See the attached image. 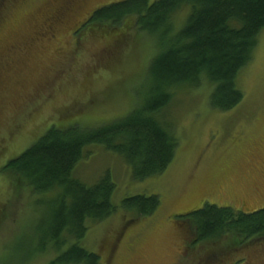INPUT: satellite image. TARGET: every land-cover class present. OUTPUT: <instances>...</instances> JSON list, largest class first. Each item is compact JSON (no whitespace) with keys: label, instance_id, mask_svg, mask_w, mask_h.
<instances>
[{"label":"rangeland","instance_id":"rangeland-1","mask_svg":"<svg viewBox=\"0 0 264 264\" xmlns=\"http://www.w3.org/2000/svg\"><path fill=\"white\" fill-rule=\"evenodd\" d=\"M122 1L0 0V264H25L49 202L36 206L41 197L20 190L2 168L52 127H100L143 97L152 40L134 18L88 24L94 12ZM238 86L244 99L229 112L212 109L207 86L175 94L158 118L178 147L159 175L139 181L125 157L102 145L89 148L73 177L91 187L109 176L119 210L90 223L81 246L103 264H208L225 256L221 245L194 244L179 216L206 204L246 213L264 208V30ZM137 195L159 196L160 210L146 218L120 210ZM231 251L222 264H264V240ZM52 258L47 253L27 264Z\"/></svg>","mask_w":264,"mask_h":264},{"label":"trees","instance_id":"trees-1","mask_svg":"<svg viewBox=\"0 0 264 264\" xmlns=\"http://www.w3.org/2000/svg\"><path fill=\"white\" fill-rule=\"evenodd\" d=\"M184 11V20L177 24V15ZM129 18L155 48L136 107L92 129L79 124L52 127L2 168L20 190L41 197L36 206L49 201L25 264L47 253L53 254L47 264H103L80 243L90 223L107 220L119 208L113 203L115 185L109 176L91 187L73 177L89 148L102 145L125 157L134 179L142 181L163 173L175 159L177 139L158 116L178 91L207 86L210 106L219 112L233 110L244 99L238 77L252 61L264 30V0H124L97 10L88 24L120 25ZM160 208L157 195L127 197L120 204L123 212L143 218ZM179 217L191 227L194 244L222 246L225 256H211L208 264H222L236 254L231 251L235 247L264 240V208L246 213L206 204Z\"/></svg>","mask_w":264,"mask_h":264},{"label":"flooded vegetation","instance_id":"flooded-vegetation-1","mask_svg":"<svg viewBox=\"0 0 264 264\" xmlns=\"http://www.w3.org/2000/svg\"><path fill=\"white\" fill-rule=\"evenodd\" d=\"M254 157H255V156H254ZM254 157H252V158H254ZM252 158H251V159H252ZM252 160H255V159H252Z\"/></svg>","mask_w":264,"mask_h":264}]
</instances>
